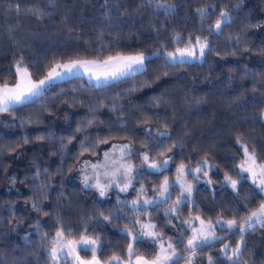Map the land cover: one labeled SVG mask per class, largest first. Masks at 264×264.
Masks as SVG:
<instances>
[{
  "label": "trees",
  "instance_id": "obj_1",
  "mask_svg": "<svg viewBox=\"0 0 264 264\" xmlns=\"http://www.w3.org/2000/svg\"><path fill=\"white\" fill-rule=\"evenodd\" d=\"M221 13L227 19L217 30ZM198 39L208 45L202 60L165 58ZM136 53L155 54L143 70L110 83L68 77L0 112V264H52L57 232L93 238L101 261L127 259L125 229L136 233L146 218L158 237L134 241L133 256L153 258L157 239H167L178 264H209V257L212 264H264V224L239 231L264 195L238 169L242 145L264 163V0H0V86L16 82L17 62L37 80L55 64ZM111 141L168 156L170 164L137 176L129 193L100 199L69 175ZM204 161L212 165L211 184L196 183L190 201L170 211L180 195L171 184L165 202L133 205L174 179L179 166ZM226 176L237 181L235 189L223 184ZM9 182L20 191L3 190ZM194 215L235 220L237 227L217 228L222 239L193 251L184 222ZM223 245L239 247L237 261L222 254Z\"/></svg>",
  "mask_w": 264,
  "mask_h": 264
},
{
  "label": "rangeland",
  "instance_id": "obj_2",
  "mask_svg": "<svg viewBox=\"0 0 264 264\" xmlns=\"http://www.w3.org/2000/svg\"><path fill=\"white\" fill-rule=\"evenodd\" d=\"M225 19H227V18H221L219 20L222 23V21ZM198 40H200V39H198ZM200 41L202 43H206L204 40H200ZM185 48L192 49L194 51L195 55L191 56V57L181 58L179 56V53L177 52V50L178 49H185ZM205 51H206V48L204 49V52ZM168 53L176 54V60L173 61L168 56ZM154 54L155 53H152V54L151 53L117 54V55H114L111 57H117V56L128 57V56L143 55L146 59V58H148ZM203 56H204V54H203ZM203 56L200 55V45L197 44V41L194 43H190L189 45H187L185 47L177 48L175 50H171V51L165 53V58L169 62H180L181 59H183L184 61H193V60L200 61V60H202ZM108 58H106L104 60L82 58V59H77V60L67 61L64 63L55 64L46 72V74L43 78L37 79V80L31 76L29 70L25 66H22V67L27 69V72L29 73L30 78L33 82L39 83L40 80H43L46 78L48 72L52 68H54L56 65L70 64V63L75 62V61L94 62V63H89V67L92 69L91 72H88L84 68H81V69H79V71H74L71 74L64 75L63 79L68 78V77H72V76H83L87 81L93 83L94 85H103V84H107V83H110L112 81L117 80V79L104 80L103 77H101L100 80L96 79V75H98L99 72L104 70L102 68H97L96 65L103 64V62L105 60H107ZM16 67H17V64L14 65L15 72H16ZM144 67H145V60L143 62L142 70L144 69ZM58 71H62V70L58 69ZM136 72H139V71H136ZM136 72H134V73H136ZM126 76H128V75H126ZM122 77H124V76H122ZM122 77H120V78H122ZM63 79L57 78L52 83L58 82V81L63 80ZM19 82H20V76L16 72V82L14 84L8 85V86L14 87ZM48 85H50V84H48ZM48 85H46L45 88ZM262 118L264 119V112L262 114ZM125 145H127L128 147L124 148ZM245 147H246L245 145H242L244 157H243L242 162L238 165V169L241 173H243L248 178V180H250L261 191V189L259 188L258 185H259L260 180L264 179V176L261 175V168L264 167V163L258 162L256 160L255 164L251 165V161H248V157L245 155ZM121 149H123V151H121ZM105 152L109 153L107 158L104 155ZM250 153H252V152H250ZM145 154L149 157V163L155 161L157 164H161L164 160L168 161L167 166L162 167L160 169V171L167 168L170 164V159L168 156L163 157V158H153L148 153V149H143L140 151L134 150L133 147L131 146V144L127 141H111V142L107 143L102 148L101 152L97 156L83 158L81 160V162L77 165V167L69 175V180L79 183L83 188L92 189L94 195L100 199H104V198L109 197L112 192H117L120 195H125V194L129 193V191L132 189V187H135V185H136L135 182H136L137 176H140L141 174H144L146 172H150V173L151 172H157L153 169H150L148 167V165L144 163L143 158H144ZM93 165H96V167L94 168ZM128 165L132 166V171L130 174H126V172H125ZM241 165H243L245 168H247L251 165L253 168V172H255V176L253 175V172H242L241 171ZM180 167L181 166H179L178 169ZM183 167H184L183 174L177 171L174 179H172V180L167 179V181L169 182V187H168L167 192H164L163 194H161L162 193V185H163L164 181L166 180L165 179L162 182L160 188L156 191V193H154V195L148 196L145 193L140 194L139 197L136 200H134V201H138V203L135 204L134 206L138 207V208L140 206H142V207L148 209L149 207H151L155 204L165 202L171 196L170 185L175 184L180 195L176 199L174 205L170 207V211H173V209H175L183 201H186V200L190 201L192 199V192H193V189H194V186L196 183L200 182V183H203L206 185L211 184L209 177H208V171L212 168V165L210 163H208L207 161H204L200 166L198 165L196 167H187V166H183ZM197 169H199V170H197ZM188 174H192L195 180L194 181L189 180L187 178ZM85 177H87V181H85ZM129 180L131 181V183H130L129 187L127 188V190L121 191L120 189L123 188L124 185L129 182ZM254 181H255V183H254ZM86 184H87V186H86ZM223 184L233 188L231 185V180H226V177L223 179ZM97 185H99V187H97ZM188 186H190V191L186 190L188 188ZM101 188H103L105 191L104 196L100 195V189ZM235 188H233V189H235ZM3 190L18 192V191H20V188L18 186H16L15 183L9 182L8 184H6L4 186ZM261 192L264 195V191H261ZM145 200L154 201V203L144 204ZM177 201H180V203L177 204ZM167 211H169V210H167ZM167 211H166V215H168ZM197 217H199V216L198 215L191 216L189 219L185 220V222H184V225L187 226V229L189 230L190 236H189L188 240L191 239L192 236L194 235V230H197V234L199 233V230H201V229H203L205 233H207V232L214 233L216 239L209 238V243L217 242L218 240L223 238L222 234H219L217 232V228H223V229L225 228L228 231L233 230V229L230 230L227 227V222L231 221V220L219 218V219L211 222V221H205V220L201 219L200 217H199V219H197ZM201 221H203V224H201ZM253 222H255V221H253ZM144 225H153L154 227L148 228V227H144ZM245 225H247V224H245ZM246 228L247 227H245V229ZM173 230H175L174 225L172 226V231ZM148 231L154 232L156 234V236L154 238L143 236V233L148 232ZM125 232L130 236V240H131L130 245L132 246V248H133V243H134L133 237H135V236H141V237L150 238V239H155L158 237V233L155 230L154 223L151 222L148 218L139 222V229L136 233L131 232L129 229H125ZM59 233L60 232H57L55 234V241L53 242V245H51V247H50V253H51V250L53 248L57 249L59 259L54 261L51 257L52 264H75L73 255L69 254L70 249L67 246L69 244V242H77L78 243L82 238L94 240L93 238H88V237H81V238L76 239V240H68L63 235L62 236L58 235ZM188 240L186 241V246L188 245ZM161 244H163L165 249H168V245L172 244V243L169 242L167 239H163V240L157 239V241H156L157 252L153 258H146L145 256H142V255L132 256L131 258H129V255H128L127 259H122V258L118 257L119 260H113V257H117V256H113V257L109 258L107 261H101L97 258L96 253H95V258L97 261H99V264H135L136 257H143L149 261H152V260H155L157 255L160 253ZM94 246L98 250V243L97 242ZM129 246L127 248V254H128ZM233 249L234 248L227 247V250L225 251V245H223L221 248V252L223 255L233 256L232 260L237 261L236 256L238 253H236L234 255ZM80 250L81 249L78 248V254H79ZM174 250H175V253H176L177 258H178L179 253L177 252V250L175 248H174ZM171 252H172V250L168 249V254H171ZM79 256L82 260H85V261H91L93 259V253L89 257H83L80 254H79ZM172 262L173 261L162 262V264H171ZM182 264H189V263L185 262Z\"/></svg>",
  "mask_w": 264,
  "mask_h": 264
},
{
  "label": "snow or ice",
  "instance_id": "obj_3",
  "mask_svg": "<svg viewBox=\"0 0 264 264\" xmlns=\"http://www.w3.org/2000/svg\"><path fill=\"white\" fill-rule=\"evenodd\" d=\"M157 7L171 9L174 6L158 4ZM16 11L17 12L20 11L19 5H16ZM28 11L32 12L33 14H37V15L39 14L38 9H28ZM221 17L226 18L227 13H221ZM220 27H221V21L218 20L216 22L215 28L218 30L220 29ZM197 44L200 45V55L203 56L204 49L207 48L208 45L206 43H202L200 40H197ZM177 52L179 53V56L181 58L191 57L195 55L194 51L190 48L178 49ZM168 56L173 61L176 60V54L168 53ZM144 60L145 57L143 55L128 56V57H124V56L109 57L107 60L103 62V64L96 65L97 68L104 69L103 71L99 72L98 75H96V79L100 80L101 77H103L104 80L118 79L122 76L133 74L136 71L142 70ZM180 62L183 63L184 60L181 59ZM89 63H94V62L75 61L70 64L56 65L48 72L45 79L40 80L39 83H35L31 80L30 75L27 72V69L23 68L20 62H17L16 72L20 76V82L17 83L14 87H9L7 84L0 86V112H8L15 105L23 104L26 101L32 99L33 97L41 95L46 85L51 84L57 78L63 79L64 75L66 74H71L74 71H79V69L81 68H84L86 71L91 72L92 69L89 67ZM58 69H61L62 71H58ZM89 124H91V121H89ZM160 135H164V133H161ZM127 147H128L127 145L124 146V148ZM121 151H123V149H121ZM104 155L107 158L109 153L105 152ZM245 155L248 157V161H251V165H254L256 162L255 153L254 152L250 153L248 149L245 147ZM143 159H144V163L147 164L150 169H153L157 172H159L162 167H166L168 164L167 160H164L161 164H157L155 161L149 163V157L146 154L144 155ZM251 165L247 168L241 165V171L253 172V168ZM93 167L95 168L96 165H93ZM131 171H132V166L128 165L125 170L126 174H130ZM177 171L183 174L184 171L183 165ZM253 175L255 176V172H253ZM261 175L264 176V167L261 168ZM226 180H231V178L226 176ZM85 181H87V177H85ZM130 183L131 181L129 180V182L126 183L124 187L121 188L120 190L126 191ZM236 184L237 181L231 180V185L233 188L236 187ZM258 186L261 189V191H264V179L260 180ZM97 187H99V185H97ZM168 187H169V182L166 179L162 185L161 194L167 192ZM186 190L190 191V186H188ZM100 195L101 196L105 195V191L103 188L100 189ZM137 203L138 201H133V205ZM152 203H154V201H149V200L144 201V204H152ZM179 203L180 201H177V204ZM105 219L108 218L105 217ZM197 219H199V217H197ZM247 220H248L247 225H240L239 231L243 232L245 230V227H252L253 221L264 224V203H262L256 211L252 212L251 215L247 218ZM201 224H203V221H201ZM144 227L150 228L154 226L144 225ZM227 227L230 230L235 229L237 227L236 221L235 220L228 221ZM58 235L62 236L63 234L59 233ZM143 236L154 238L156 234L154 232L148 231L143 233ZM209 238L216 239L215 234L212 232L205 233L203 229L199 230V233L197 234V230H194V235L192 236L191 239L188 240L187 247L194 251L198 246L207 245L209 243ZM133 240L139 242L141 240V236H135L133 237ZM95 244H96L95 240H89L87 238H82L78 243L69 242V244L67 245L70 249L69 254L73 255L75 264H99V261H97L95 258V253L97 251L96 247L94 246ZM78 248L84 251H91L93 253V259L91 261L82 260L78 254ZM168 249L172 250L171 254H168ZM168 249H165L163 244H161L160 253L157 255L155 260L149 261L143 257H136L135 264H162V262H170V261H175V264H178V258L175 253L173 245L169 244ZM226 250H227V245H225V251ZM238 252H239L238 247L236 249H233L234 255ZM128 255L129 258H131L134 255V249L132 248L131 245L129 246L128 249ZM51 257L54 261L59 259L56 248H53L51 250ZM208 259H209V264H212V257H209ZM227 259L232 260L233 256H227ZM113 260H119V258L113 257ZM189 264H191L190 261Z\"/></svg>",
  "mask_w": 264,
  "mask_h": 264
}]
</instances>
